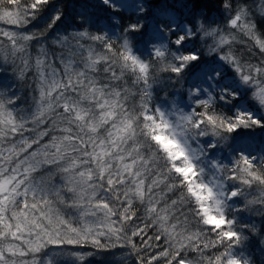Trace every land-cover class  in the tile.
<instances>
[{"label": "snow or ice", "instance_id": "obj_1", "mask_svg": "<svg viewBox=\"0 0 264 264\" xmlns=\"http://www.w3.org/2000/svg\"><path fill=\"white\" fill-rule=\"evenodd\" d=\"M220 7L214 27L198 0H85L59 31L58 0H0L37 28L0 27V264L264 257V35Z\"/></svg>", "mask_w": 264, "mask_h": 264}, {"label": "trees", "instance_id": "obj_2", "mask_svg": "<svg viewBox=\"0 0 264 264\" xmlns=\"http://www.w3.org/2000/svg\"><path fill=\"white\" fill-rule=\"evenodd\" d=\"M59 6L64 9V19L57 26L59 31H63L66 28H71L76 25L75 17L78 13L84 10L85 0H58ZM89 4H94L95 0H87ZM235 3L238 5L245 6L252 15V19L256 24V31L258 34L264 35V0H235ZM95 9L89 7L88 11H94ZM198 11L201 15H206L208 21H215L216 23L212 26L223 25L225 23L222 9L220 7V0H198ZM102 15V13H100ZM47 16L45 15V19ZM35 23V22H34ZM39 26H44V21L39 22ZM0 27L5 29H12L16 31H33L35 32L37 28L34 25H29L27 29H16L13 25L0 24ZM34 43V42H33ZM238 48H243V45L238 44ZM33 54L37 51L34 47L32 49ZM4 76L7 78V81L11 84L16 85L18 94L21 96L22 100L26 99L28 102H31V91L32 89L28 85L32 84L34 73H29L26 82L15 81L10 72L5 73ZM177 87H179L177 85ZM171 91V89H169ZM38 95V93H37ZM160 96L163 97L164 93L161 92ZM186 98V97H185ZM257 221V227H259V217L253 218ZM136 242L139 243V238H135ZM255 247V245H253ZM256 264H261L264 261V257L261 256L259 251L254 253ZM134 257H128V250L116 248L112 249L109 252L100 253L92 257L86 258V264L90 261V264H133Z\"/></svg>", "mask_w": 264, "mask_h": 264}]
</instances>
